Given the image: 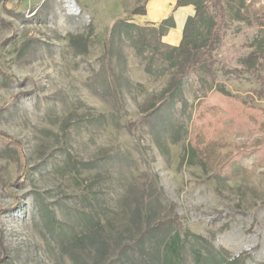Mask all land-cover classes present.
<instances>
[{"label":"rangeland","instance_id":"rangeland-1","mask_svg":"<svg viewBox=\"0 0 264 264\" xmlns=\"http://www.w3.org/2000/svg\"><path fill=\"white\" fill-rule=\"evenodd\" d=\"M141 1L0 0V264H162L175 232L177 264H264V117L228 127L202 86L264 107V0H191L214 41L178 84Z\"/></svg>","mask_w":264,"mask_h":264},{"label":"trees","instance_id":"trees-1","mask_svg":"<svg viewBox=\"0 0 264 264\" xmlns=\"http://www.w3.org/2000/svg\"><path fill=\"white\" fill-rule=\"evenodd\" d=\"M148 0H142L140 4H138L135 8L132 9L130 12L131 14H140L144 15L145 10V4ZM193 2L191 0H176L175 4L173 6V9H176L179 6L186 5ZM196 9V13L192 16H189L186 20L183 33H182V39L179 42L178 45H171L161 40V36L164 35L167 30L170 27H173L175 25L172 15L167 16L166 18L162 19L159 23H156V25L151 24L150 29L154 35L152 41H146V45L151 51L152 54H155L157 57L161 58L163 57L164 60H168L171 55L174 53L177 57L181 58V65L179 66V69L177 72L173 75V83L178 84L180 81L183 80V78L186 76L188 72H192L194 70H197L198 72L204 71V68L207 66H210V48L211 44L214 41L213 37H208L205 41L199 44H196L194 41L198 37V35L195 34L194 31H198L199 27L202 25V14L198 10V6L194 3ZM217 16H215L213 23L211 24V31L209 34H216L218 31L219 21ZM130 23L127 20H116L111 27V32L119 29L120 27H127ZM143 33V28L138 27ZM212 36V35H211ZM216 36V35H214ZM140 42V41H139ZM142 44H145L144 42ZM171 48L170 51H166V48ZM144 48H137L138 52H142ZM205 82L209 81L208 77H203ZM212 79V78H211ZM208 83V82H206ZM210 85H204V94L205 100L208 99V104L212 107H215L221 111L226 110L227 111V126L231 127L232 125V117L234 115L242 114V116L246 117H256V118H263L264 117V107H255L253 105L248 104V99L253 100L252 95H247L245 98L229 93L219 87L214 81L212 80ZM166 91H171L168 98L172 99L175 97L176 93L174 90H170V87L167 88ZM262 92V91H261ZM218 122L220 120H217ZM221 123V122H220ZM222 124V123H221ZM225 124H222L224 126ZM0 137L5 140L12 141L10 137H7L6 135H3L0 132ZM203 142H201L202 144ZM264 145V144H263ZM201 146V145H200ZM203 146H201L202 148ZM259 147V146H258ZM263 147V146H260ZM264 148V147H263ZM203 149V148H202ZM226 166H222L217 168L216 172L225 173L228 171V169H225ZM138 218V216L136 217ZM156 228V227H155ZM153 227L147 226L145 229H149L148 231L154 232L156 231ZM145 231V230H144ZM145 233H148L145 231ZM178 238L179 233L175 232L173 236H171L170 239L166 240L164 242V249L162 254V264H177L180 260L181 251L178 244ZM223 263H229L225 259H220L216 262V264H223Z\"/></svg>","mask_w":264,"mask_h":264},{"label":"crops","instance_id":"crops-1","mask_svg":"<svg viewBox=\"0 0 264 264\" xmlns=\"http://www.w3.org/2000/svg\"><path fill=\"white\" fill-rule=\"evenodd\" d=\"M175 1L176 0H163V2H161V3L157 2L156 3L157 6L155 5V7H156V10L157 9H159V10H157V12H154V13L159 12V16L156 18L155 17L150 18V15H149L147 17V19H152L154 22L159 23L162 19H164L168 16V14H169L168 12H169V10L171 11V9L173 8ZM150 7H151V3L149 5V9L147 7V12H148V10L150 11ZM178 8H179V10H181V14H178L179 22L177 21V24L175 23V25H174L175 27L174 26L170 27L169 31H167V33L165 34V41L167 43H170V44H173V43L175 44V42H178L180 40L181 34H182V28H181L180 23L182 22V20L184 18H188L189 16H192L194 14V11H195L194 5L192 3L179 6ZM176 25H177V27H176ZM178 26L180 27V30H179L178 34H175L174 31H177L175 28H178ZM172 32H173V34H172Z\"/></svg>","mask_w":264,"mask_h":264},{"label":"bare ground","instance_id":"bare-ground-1","mask_svg":"<svg viewBox=\"0 0 264 264\" xmlns=\"http://www.w3.org/2000/svg\"><path fill=\"white\" fill-rule=\"evenodd\" d=\"M67 3L69 7H75V4L72 0H67Z\"/></svg>","mask_w":264,"mask_h":264},{"label":"water","instance_id":"water-1","mask_svg":"<svg viewBox=\"0 0 264 264\" xmlns=\"http://www.w3.org/2000/svg\"><path fill=\"white\" fill-rule=\"evenodd\" d=\"M73 1V0H72Z\"/></svg>","mask_w":264,"mask_h":264}]
</instances>
